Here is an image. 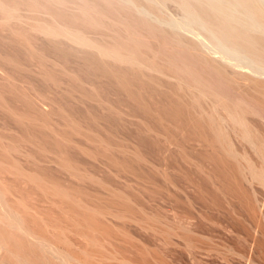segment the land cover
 I'll return each instance as SVG.
<instances>
[{
  "label": "rangeland",
  "instance_id": "obj_1",
  "mask_svg": "<svg viewBox=\"0 0 264 264\" xmlns=\"http://www.w3.org/2000/svg\"><path fill=\"white\" fill-rule=\"evenodd\" d=\"M15 1L0 0L2 5L15 6L12 18L6 19L0 11V203L2 212L18 218L23 229H29L33 234L28 236L31 237L29 239L24 232L15 231L5 224V229L0 232L3 234L5 230L6 249L12 253L22 250L17 254L29 264L49 262L50 256L53 258L51 261L57 264L59 260L52 256L57 249L61 255L65 252L63 256L67 260L70 258L66 264H264V171L261 172L263 169L259 166L260 162L262 165L260 154L240 136L229 134L236 150L242 154L245 152L247 161L252 159L250 164L255 166V171L259 167L257 171L260 172H251L253 168L245 170V160H241L243 166L238 164L240 169L236 164L233 166L231 159L232 164L225 163L227 160L230 162L229 158L224 164L216 163L209 156L211 153L207 146L202 147L200 141L201 144L194 142L196 137L190 130L177 127L173 122L170 124L169 120L159 119V116L156 119L155 115L161 108L159 105L166 103L160 96L164 92L172 94L162 83L169 78L154 71H145L140 76H148H144L146 82L140 81L143 77L136 80L145 86L147 84V87L150 84V88L130 85L131 88L126 89L128 85L119 78L108 79L105 76L104 79L93 63L89 64L92 58V62L95 60L94 63L99 65L115 63L107 59L102 62L94 49L89 53L84 48L85 52L68 37L50 38L39 31L37 26L40 22V25L50 23L48 26L78 31L84 27L81 30L88 40L93 39V43H114V27L106 25L104 30V26L102 29H85L82 23L76 22L78 27L74 22L71 24V17L80 12L77 0V4L67 2L63 9L53 2L51 7H47L49 4L43 0H37V3L36 0ZM140 1L148 7L149 0ZM34 2L38 4L37 8ZM155 2L152 4L156 10L151 11L166 17L163 27L176 26L185 39L200 45L199 50L206 57L220 55L213 53L214 47L205 34L204 37L203 34L194 35L192 33L196 30L190 28V32L187 26H181L184 17L177 5L171 1L162 5ZM53 10L64 12L66 19L63 14L56 16ZM152 13L150 17L153 19L155 15ZM176 13L182 15L179 17ZM229 52L224 51V54L232 59L219 62L227 67L230 74L231 70L235 72L234 79L239 75L236 81L244 90L255 93L253 96L263 97L264 73L250 66L247 59H240ZM84 55L90 61L83 59ZM97 57L101 60L97 61ZM231 61L245 63V66L239 69ZM248 78L258 84L252 85ZM153 86L158 91L152 98V92L155 94ZM131 89L137 92L134 93L138 99L135 100L133 94V98L129 96ZM146 89L151 90L152 95ZM138 107H144L142 114ZM144 110L149 113L153 110L150 120ZM247 116V122L262 139L264 119L255 118L252 114ZM152 119L154 122L151 123ZM156 127H161L160 131H156ZM166 127L172 129L168 131ZM164 131H168V136ZM185 133L191 134L189 139ZM171 136L180 138L181 143L186 139L184 144L191 148L184 144L188 151L178 147L175 140H170ZM244 148L247 151H243ZM41 238L53 246L48 244L51 253L50 250L45 253L46 257L43 256L44 251L37 248L40 245L36 240ZM14 241L18 251L11 248ZM8 254L5 259L9 258Z\"/></svg>",
  "mask_w": 264,
  "mask_h": 264
},
{
  "label": "bare ground",
  "instance_id": "obj_2",
  "mask_svg": "<svg viewBox=\"0 0 264 264\" xmlns=\"http://www.w3.org/2000/svg\"><path fill=\"white\" fill-rule=\"evenodd\" d=\"M33 1H35V0H33ZM40 1H42V0H40ZM43 1L46 2L47 4H49V5H47V7L50 6L51 2H53V4L58 5V7H62V9L67 4V2H70V3L76 2V4H77V1H78L80 3V5H79L80 12L78 11L79 14H74L71 17L72 18L71 24L73 22L74 23L79 22L80 24L82 23L81 24L82 26H86L85 29H87V27L88 28H96V27L104 26L103 30H104V28L107 29L106 28L107 26H111L109 28L114 27L113 31L116 33V35H114V40H115L114 43L111 41L112 43L110 45H106L107 44L106 42H105L106 44L97 45L96 41L94 43L92 42L93 39H92V41L87 39V36H85L84 31L81 30L84 27H82L78 31V29L77 30L76 29L75 30L61 29L60 27L57 28V27H53V26H48L50 23L47 25H45V24L40 25L42 23V22H40V24L37 26L40 29L39 30L40 32L45 33L46 35L50 36V38L51 37L56 38L57 36L68 37L75 44H77L78 46H81L83 48V50H84V48H87L89 53H90V49H91V51L94 49L96 51V54L99 55V57L103 59L102 62H104V60L107 59L108 61H112L115 64H112V63L106 64L105 62H104L105 64L103 63L104 65H102V63H101V65L96 64V62L94 63L95 60L92 62L93 58L90 59L91 61L89 60V57H87L88 54L86 55L87 58H85V55H84L83 59H88V61H90L89 64L93 63L94 66L91 64V67L93 66V67L97 68V70H99L102 73V75H104V79H105V76L108 79H111L113 77H115L117 79L119 78L121 81H123V83H125V85L126 84L128 85V88H126V89H129V87L131 88L132 85L133 86L139 85L141 87V89H142V87H147V84L145 86V83L140 82V81L144 80V78L146 77L145 75H144L145 77L142 76L143 72L145 74V71H148V72L154 71L155 73L157 72L161 76L163 75L166 78H169L170 80L172 79L171 82H167V81H169V79H166L167 81L165 82L164 81L165 77H164V79H162L164 81L162 83H165L164 85L166 87H168L167 90H169V91L171 90V93H172V94H170V93L166 94L164 91H162V92H164L165 95L164 94L162 95L161 93H159L162 96L158 95V97L159 96L163 97L164 99L163 98L162 99L164 101H166V103L161 101L160 99H157L156 97L154 98V99H157L158 101L160 100L161 103L163 102V104L165 103L164 105H161L159 103L160 104L159 106H161V108L159 107V110L156 114L157 116L155 115L156 119L159 116L158 117L159 119H161L160 117H162V119L165 118V120L166 119L169 120L170 124H171V122H173L174 125L176 124L177 127L180 126L182 129L190 130L192 132V134H194V136L193 135L192 136L196 137V140H194V142L200 141L202 143V147H203V145L207 146V148H209L207 150L210 151L209 153H211V155H209V156H211V158H213L212 160L213 161L215 160L216 163H220V162L222 163L223 162L222 164H224L225 159L229 158L230 162H228V160L225 162L228 165L231 163V160H232L234 163L233 166H235V164H236L238 169H240L239 167L244 165L243 166L244 169L246 168L247 170H250L251 168H253V170L251 169L252 170L251 172H254L255 166H252L253 164H250V162L253 163L251 161L252 159L250 161H247L249 159H247V156H245V152H244V154H242L241 152L238 151V149L236 150V148L233 146V144L230 140L231 138L229 137V134L235 135L236 137L240 136V138L242 140H244L250 148L252 147V150H256L257 154L258 153L260 154L259 156L261 158L260 160H262V165H261L260 161H259L260 165L258 163L257 164L260 167L262 166L263 170H261V172L264 171V168H263L264 167V141H263L264 137L262 135V137H263L262 138L263 140H262L258 136V135H260V134H258V131L256 133V129H252L253 127L250 126L251 125L250 122H247L248 121L247 117L249 118V116H247V115H250V114H252V116H255V118H256V116H258L259 118L264 119V93H263V97L260 98L257 96H253L255 93L251 94V93H249L250 91L248 92L247 90H244L241 87V85L238 84V81H236L239 78L238 77L239 75L237 76L238 78L236 77L234 79L233 77L235 76V72L232 73V70H231V74H230V71H228L226 69L227 67L219 62L222 60L228 61V59H232L230 56H226L224 54V51H230L234 55L239 56L240 59L241 58L247 59V62L249 63V65L250 64L253 65L256 68V70L261 71V73H264V0H156L157 4L159 3L161 5L166 1H169V2L171 1V3H174L175 5H177V7L181 10V12L183 14V15L182 14H180V15H182L184 17V19L181 18L184 21V23H182L183 25H181V24L180 25L181 26H187L190 32L196 30L195 32L192 33L194 35H198V34L202 35L203 34V37H204V34H205L206 38L209 40V42L214 47L213 53L214 54L215 53L220 54L218 57H215V55H214L213 57H215V58L211 57L210 55H209L210 56L209 57L207 54L206 55L208 57H206L203 53H201L202 50H199L200 45L198 46V44H196L195 41L185 39V37H183L179 33L178 28L176 29V26L170 25L168 28L163 27L162 23L165 22L163 19H165L166 17L164 18V16H162L161 14H158L159 15L158 16L157 14H155V13H157V11L155 13H152V11H151V9L152 10L155 9V5L152 4V3L156 4L155 0H153V1L149 0L148 1V3H149L148 7H146L144 4H142L140 0H77V1L76 0H43ZM35 2L37 3V0ZM24 4H27V3H24ZM6 5H8L9 8L6 7ZM6 5L4 3L2 5L0 2V11L3 12L2 15L4 14L6 16V19L14 17L15 13H14V10L12 9L14 5L11 4V6H12L11 8H10L9 4H6ZM37 5L38 4L35 5V8H37ZM41 5H43V3ZM165 5L167 6L168 3L167 4L165 3ZM39 8H41V7H39ZM65 9L67 10V6ZM166 10H168V9H166ZM43 11H45V10H43ZM49 11H50V9H49ZM177 11L179 13V10H177V8H176V12ZM63 13L64 12H62V13L57 12L56 16L62 15ZM151 13L153 15H155L153 17V19H152V17H150ZM163 13L167 14L164 11H163ZM169 14H171V13H169ZM51 15L52 14H50V16ZM176 15H177V13H176ZM180 15L178 14L177 16L180 17ZM64 16L66 19V15H64ZM61 18H63V17H61ZM65 19L63 20L64 22H65ZM60 20L61 19H59L57 21L60 22ZM172 20H174V18ZM52 21H56V19H54V20L52 19ZM166 21H168V20H166ZM176 21H178V20H176ZM179 22H180V20H179ZM58 24H60V23H58ZM172 24H173V21H172ZM75 25L78 27L77 23ZM164 25H166V24H164ZM61 27H62V25H61ZM190 28L192 29V31L190 30ZM101 29H102V27H101ZM103 30H101V31H103ZM89 31L90 30H88L87 32H89ZM110 31L112 32V29ZM196 32H197V34H195ZM90 33H91V31H90ZM105 33H107V32H105ZM102 35H104V34H102ZM112 37H113V35H112ZM195 37H197V36H195ZM65 39H67V38H65ZM190 39H191V37H190ZM193 40H195V39H193ZM211 44H210V47H211ZM65 53L66 52H64V54ZM92 56H94V55L92 54ZM62 57H64V56H62ZM94 57H96V56H94ZM232 57H234V56L232 55ZM59 58H61V57H59ZM97 59H98V57L96 58V60ZM98 60L100 61L101 59H98ZM85 61H87V60H85ZM232 62L233 61H231V63ZM232 64L234 66H237V68L239 67V69L243 68V66H245L244 65L245 63L243 64V63H237V62L235 63L234 62ZM86 67L88 68L87 65H86ZM246 67H247V65H246ZM228 68H229V66H228ZM92 70L93 69H91L90 71H92ZM94 70H96V69H94ZM233 70H235V69H233ZM235 71H237V70H235ZM254 72H255V70H254ZM97 73H98V71H97ZM127 73H128V76H130V78L127 76ZM140 74H142V75L140 76ZM147 74L149 75V73H147ZM237 74H238V72H237ZM81 76H83V75H81ZM141 77H143V78L140 81L138 80L139 81L138 82L136 79H139ZM153 77L155 78V76H153ZM153 77H152V79H153ZM242 77H243V75H242ZM242 77H240V78H242ZM245 78L247 79V77L244 76V79ZM251 79L252 78H250L249 80L252 82ZM135 80H136V83H135ZM149 80H150L149 82H151V79H149ZM117 81H119V80H117ZM144 81L146 82V80H144ZM153 81H152V83H153ZM108 82H110V81H108ZM147 82H148V80H147ZM116 83H118V82H116ZM157 83H159V82L157 81ZM253 83L258 84V82L256 80H253L252 85H253ZM262 84H264V82ZM149 86H151V85L149 84L147 88H150ZM159 86H162V85L160 84ZM159 86H157V87H159ZM248 86H250V85H248ZM140 87H138V88H140ZM261 87L264 89L263 86H261ZM154 89H155V87H154ZM154 89H152V91ZM133 90L131 89L128 91V92H130L129 96H132V98L134 96H136L134 93L136 91H133ZM162 90H164V89H162ZM138 91H140V90L138 89ZM149 91H151V90H147V92H149ZM155 91H158V90L155 89L154 92ZM144 92H146V91L144 90ZM141 93H142V91H141ZM149 93L151 94V92H149ZM131 94H133L134 96ZM136 94H137V92H136ZM152 94H153V96H151ZM152 94L150 96L153 98L154 95H156L157 93L155 92V94H154L152 92ZM137 97L138 96H136L135 100L138 99ZM139 98H140V96H139ZM150 98H149V102H150ZM92 99H94V98H92ZM134 102H136V101H134ZM249 102H254V103H249ZM150 104H152V103H150ZM142 106H143V103H142ZM154 106L156 107L155 104H154ZM140 107H138V108H140ZM142 108L144 109V107H142ZM142 108H140V111L142 110ZM149 108H148V110H149ZM132 109L135 110V108H132ZM155 111H157V110H155ZM155 111H154V113H156ZM130 112L132 113V111H130ZM144 112L146 115L148 114L147 118L153 117L151 115V113H153V110L150 113L147 110H144ZM140 113L142 114V111ZM133 115H137V114L134 113ZM139 116H141V115H139ZM140 118L142 119V116ZM143 118H145V117H143ZM150 119L151 118H149V120ZM255 120H259V119H255ZM152 121L154 122V119H152L150 122L152 123ZM150 122H149V124H150ZM157 122H158V120H157ZM75 125H76V123H75ZM165 126H167V125L165 124ZM149 127H150V125H149ZM161 127H159V129ZM141 128L142 127H140V129ZM157 128L158 127H156V131H160ZM181 128H179V129H181ZM148 129H150V128H148ZM169 129H172V127ZM169 129H168V131H169ZM154 130H155V128H154ZM168 131L167 132L164 131L165 133H167V136H168ZM174 131H175V128H174ZM183 131H185V130H183ZM170 132H171V130H170ZM185 132H187V131H185ZM260 132L261 131L259 130V133ZM172 133H174V132H172ZM190 133H189V135H187L185 133L186 139H189L188 137L191 136ZM162 134H164L163 131H162ZM162 134H161V136H163ZM176 135H177V133L172 134V136H176ZM151 136H152V134H151ZM172 136H171L170 140L171 141H172V139H173V141L175 140V145H178V147H181V148H184L183 147L184 145H186L188 147V145L184 144V142H183L186 139H184V140L181 139L182 140V143H181L180 138H173ZM193 137H191V138H193ZM157 138H159V137H157ZM185 143H186V141H185ZM171 144H173V142ZM189 144H191V143H189ZM196 144H198V143H196ZM243 144H242V146H243ZM168 145H170V144H168ZM248 146H246V147H248ZM181 148H177V149L181 150ZM188 148H191V147H188ZM250 148H248V149H250ZM184 149H186V147ZM244 149H243V151H247L246 149L245 150ZM189 150H191V149H189ZM187 151L185 152V150H184L185 154L187 153V155H188ZM179 152H181V151H179ZM222 153L226 157H224V158L221 157L220 154L222 155ZM206 154H208V153L206 152ZM202 156L203 155H201V157ZM209 159H210V157H209ZM241 160H245V163L242 161L244 163L243 165L241 163ZM238 164H241V166L238 167ZM230 166L233 167L232 165H230ZM256 169L258 170L259 167L258 168L256 167ZM257 170L255 172H260ZM6 215L7 214L2 212L1 203H0V230H2L3 228L5 229V226L9 225V227L14 228L15 231L19 230L20 232H24V234H26L27 237L31 236L33 234V232L31 230L28 229L29 230L28 231V230L23 229L22 225L19 224V222L17 220L18 218L15 219V218L11 217L9 214L7 215L9 217L7 218ZM30 231L32 233H30ZM4 233H5V230H4L3 234ZM3 234H2V232H0V264H29L26 259L21 257L22 255L19 256L17 254L19 251L17 249L18 245L15 244L16 243L15 241H14V244L16 246H14V244H13V246L11 248L13 249V247H15L16 249H14V251H18V252L12 253V251L9 250L11 252L10 253L7 250L8 247H5V245H6L5 244V236ZM25 238H26V236H25ZM29 239H31V237ZM6 241H7V238H6ZM36 242L38 243V245H40V246H37V248H39L41 250V252H42V250L44 251V252H42V253H44L43 256L46 255L45 253H47V254L49 252L51 253V248L49 249V246L52 245L51 243L50 244H49V242L46 243L47 241H44L43 239L42 240L38 239V240H36ZM10 243H12V242H10ZM48 244H49V246H48ZM10 245H12V244H10ZM50 247H53V246H50ZM20 249H22V248H20ZM4 251H5V255H4ZM7 251L9 252V254ZM21 251L19 252V254H21ZM57 251H59V250L57 249ZM41 252H40V254H41ZM55 253H52V256L55 258L54 260H56V259L59 260L57 262V264L58 263L59 264H66V261H68L70 259L68 257V260H67L66 257L63 256L65 254V252H63L64 253L63 255L60 254V251H59V254H55ZM6 254L10 255V256L7 255V257H9L8 259H5ZM33 254H35V253H33ZM40 254H39V256H41ZM49 255H51V254H49ZM49 259H50L49 262H52L51 264H53V262L55 263V261H51V259H53L51 256L49 257ZM6 260H7V262H6ZM8 260H9V262H8ZM38 261H40V260H38ZM41 261H42V259H41ZM46 261L48 262V260H46ZM46 261L44 263L48 264L49 262L47 263ZM30 263H32V262H30ZM38 263L39 262H37V264ZM34 264H36V263H34Z\"/></svg>",
  "mask_w": 264,
  "mask_h": 264
}]
</instances>
